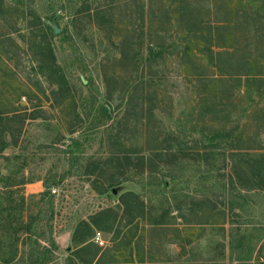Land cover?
Wrapping results in <instances>:
<instances>
[{"label": "rangeland", "instance_id": "374dc122", "mask_svg": "<svg viewBox=\"0 0 264 264\" xmlns=\"http://www.w3.org/2000/svg\"><path fill=\"white\" fill-rule=\"evenodd\" d=\"M4 1L0 264H264V0Z\"/></svg>", "mask_w": 264, "mask_h": 264}, {"label": "trees", "instance_id": "16d2710c", "mask_svg": "<svg viewBox=\"0 0 264 264\" xmlns=\"http://www.w3.org/2000/svg\"><path fill=\"white\" fill-rule=\"evenodd\" d=\"M6 8H9V7H6L5 1L0 0V9L2 10V9H6ZM128 12L130 13V14H128V17H131L132 16L131 12L130 11H128ZM142 14L137 16V18L142 19L143 18ZM51 30L53 32V29H51ZM147 54L148 55L145 58H147V59L149 58V60H151L152 57L155 58V56L159 55V53L156 50H154V48L152 46L148 47ZM123 55H126V53L124 51H123ZM50 56L53 60L54 57H53L52 53H50ZM3 80H5V77L2 78V76L0 75V81L2 82ZM18 112H19L18 110L13 109V108H6L3 112H0V152H2L7 146H9V144L6 140L8 137L7 134L9 133V130H11L10 123H11V121H13L15 115H17ZM83 223H85V222H83Z\"/></svg>", "mask_w": 264, "mask_h": 264}, {"label": "built area", "instance_id": "2783aa9c", "mask_svg": "<svg viewBox=\"0 0 264 264\" xmlns=\"http://www.w3.org/2000/svg\"><path fill=\"white\" fill-rule=\"evenodd\" d=\"M95 242H96L99 246H102V244H103V241H102L101 238H100V233H99V232H97V233L95 234Z\"/></svg>", "mask_w": 264, "mask_h": 264}, {"label": "water", "instance_id": "95a60500", "mask_svg": "<svg viewBox=\"0 0 264 264\" xmlns=\"http://www.w3.org/2000/svg\"><path fill=\"white\" fill-rule=\"evenodd\" d=\"M54 32H55V33H57V32H58V30H57L55 27H54Z\"/></svg>", "mask_w": 264, "mask_h": 264}, {"label": "crops", "instance_id": "0c3cea01", "mask_svg": "<svg viewBox=\"0 0 264 264\" xmlns=\"http://www.w3.org/2000/svg\"><path fill=\"white\" fill-rule=\"evenodd\" d=\"M95 238V235L93 236V239Z\"/></svg>", "mask_w": 264, "mask_h": 264}]
</instances>
